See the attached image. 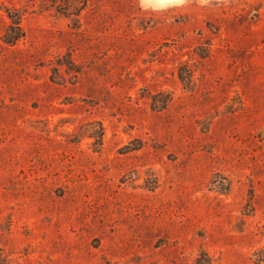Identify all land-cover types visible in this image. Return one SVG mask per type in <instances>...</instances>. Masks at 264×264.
Returning a JSON list of instances; mask_svg holds the SVG:
<instances>
[{
	"label": "rangeland",
	"instance_id": "obj_1",
	"mask_svg": "<svg viewBox=\"0 0 264 264\" xmlns=\"http://www.w3.org/2000/svg\"><path fill=\"white\" fill-rule=\"evenodd\" d=\"M83 3L0 0V264H255L264 0Z\"/></svg>",
	"mask_w": 264,
	"mask_h": 264
},
{
	"label": "trees",
	"instance_id": "obj_2",
	"mask_svg": "<svg viewBox=\"0 0 264 264\" xmlns=\"http://www.w3.org/2000/svg\"><path fill=\"white\" fill-rule=\"evenodd\" d=\"M86 4H87V0H84L83 5H86ZM81 8L82 7H79V10ZM62 12H64L65 14L71 13V11H67V9L62 10ZM79 13L80 12H77V14H79ZM8 14L13 19V22H19V19H18L19 17L18 16L15 17V15L12 13V11H8ZM22 35H23V32H19L13 38H7L6 37L5 40L8 41V42H13L14 40H17ZM200 55L205 57V56L208 55V53L205 51L204 53H200ZM192 76H193V70L191 68H189L185 63L180 65V67H179V77L186 85H190L191 84ZM203 254H204L205 257L204 258L199 257L197 259V263L196 264H211L210 255L206 251H204ZM253 261H254L255 264H264V245L262 247L258 248L257 250H255V252L253 253Z\"/></svg>",
	"mask_w": 264,
	"mask_h": 264
},
{
	"label": "bare ground",
	"instance_id": "obj_3",
	"mask_svg": "<svg viewBox=\"0 0 264 264\" xmlns=\"http://www.w3.org/2000/svg\"><path fill=\"white\" fill-rule=\"evenodd\" d=\"M143 1L145 3H152L153 5H163L170 2V0H143Z\"/></svg>",
	"mask_w": 264,
	"mask_h": 264
},
{
	"label": "clouds",
	"instance_id": "obj_4",
	"mask_svg": "<svg viewBox=\"0 0 264 264\" xmlns=\"http://www.w3.org/2000/svg\"><path fill=\"white\" fill-rule=\"evenodd\" d=\"M175 3L177 4H184L186 3V0H174ZM199 2L202 4V5H206L210 2V0H199Z\"/></svg>",
	"mask_w": 264,
	"mask_h": 264
}]
</instances>
